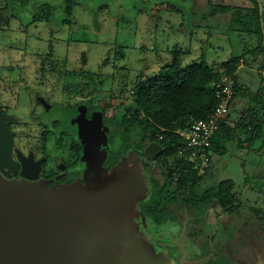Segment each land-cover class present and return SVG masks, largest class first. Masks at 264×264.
<instances>
[{
  "label": "rangeland",
  "instance_id": "1",
  "mask_svg": "<svg viewBox=\"0 0 264 264\" xmlns=\"http://www.w3.org/2000/svg\"><path fill=\"white\" fill-rule=\"evenodd\" d=\"M58 1H60L59 4L62 8H64L63 5L65 3H68L67 0ZM76 1V5H72L74 7L72 14L82 26L80 27L78 23L73 22L74 26L69 32L75 35H72L75 40L71 39L72 43L70 46L59 44L64 41V33L60 34L58 41L54 36L50 38V34L45 33L43 34V37H45L44 42L39 45L38 43L35 44L36 41L31 38H28V40H25L24 37L22 39H10L9 34L0 32V66H4V64L16 65L19 61L16 60L18 59L16 56L22 55L30 59L26 62L24 68L28 66L33 68L34 71L36 68H40L44 61L48 62V56L54 49L53 59L48 62L50 65L48 63L45 64L47 67L51 65L60 66L61 58L67 56L71 50L75 51L76 55H71L73 58L70 66L82 67L84 64L82 63V58H80L81 56L78 55L83 53V56L88 59V70L92 71L93 75L88 77L90 82L88 92L92 91L94 93L92 95L97 96L95 104L110 100L111 104L107 105L106 110L108 116L116 113L114 106L121 107L122 104L132 102L134 100L133 89L135 86L139 82L157 75L162 66L170 63L175 55L182 58L185 63L193 60L199 62L205 60V63L209 65L214 62L228 61L234 56L240 57L239 66L235 73L232 74L234 80L239 79L242 81L241 83H243L244 87L251 88L254 94L260 88H264V50L252 52L253 49L260 46L258 37H253L243 31L231 30L230 26L226 24L228 23L226 16L221 14L204 19L205 12L210 9L209 0ZM212 1L214 3L224 2L237 6L247 3L246 0ZM259 1L262 10H264V0ZM84 4L86 8H84ZM66 12L69 14L68 10ZM66 12L61 8H57L59 16L55 17V19L59 20L64 17ZM45 14H47V9ZM23 15L25 18H31V14L23 13ZM96 18L103 25L101 29H96L95 27ZM30 32L34 33L32 28ZM49 38H54L53 42L50 40V44ZM12 46L21 48L18 53L13 51L15 60L11 59ZM26 48L31 49H28L29 51L23 50ZM32 48H38L42 52V58L40 55H35V51L38 49ZM43 55L45 58H43ZM23 63L24 60L22 59V63L19 64L23 65ZM243 70L246 73V79L240 77ZM220 71H225V69L222 68ZM77 72L80 73L81 71L77 69ZM78 77L79 74L73 75V82L77 86L84 84L85 79ZM47 79L46 82H49L50 85L51 83L58 85V81L52 79V77H47ZM64 95V91L59 92L53 99L63 100ZM29 99L31 98L26 97L23 92L21 102L16 107H13V110L10 108V112L16 114L18 119H21L20 116L22 115L26 117L24 120L28 123V126L34 120L30 128L33 136L29 135L31 136L30 138H24L20 142L21 138L19 132H17L18 145L22 144L31 148L32 145H37V139L42 136L40 133L43 130V125L31 118L30 115H28L29 120H26V114L30 113L31 101ZM28 100L30 102L27 103L26 101ZM253 106L255 104L251 105L250 99L244 97L234 105V108L230 109V124L240 126H237V128L239 127V137H245L244 130L241 128L242 118L246 116V110ZM123 110L124 108L121 109V111ZM58 115V112L50 114V121H46L47 123L45 124L50 125L52 120L56 119ZM122 116L123 114L118 113L119 120ZM89 124L90 128H94L95 136L92 134L90 137L84 138V135H82V142L84 144L87 143L86 147H88L94 141L102 139L104 145L102 150L107 151L109 148L107 134L109 128L104 125L103 112H96L88 121V126ZM21 125L24 126L25 123ZM113 126L116 130V138H122L121 128L119 129L116 124ZM96 127H100V131L95 130ZM85 129L86 127L82 126L83 134L87 131ZM100 133H103L102 136ZM105 135H107V138ZM55 136L58 138L57 134ZM238 143V141L227 143L226 155H215L213 159L214 168H211L209 176H216V181L234 180L238 186L240 196L246 203L245 208L239 215H230L228 213H220L219 215L221 208L219 203L214 200L207 212L206 219L198 222V218L202 217L200 214H197L190 206H179V204L171 206L176 219H172L163 225L155 224L151 219L147 218L141 211L140 203L149 196L153 178L164 184L165 176L163 175L162 167L149 158L148 161L142 154L138 155V157L135 153L125 155L117 165L123 164L125 168L139 166L142 176L141 182L144 184L145 191L142 187L144 196L137 205L139 209L136 210L131 207L129 210V214L137 213V217H133V222L135 221V226L132 228L134 234H130L126 239H124L125 237H118V243H123L119 247L121 249L126 248L127 243L133 241L135 237L136 242L138 239V242L143 246L144 252L153 257V260L147 257V264H207V261L212 258L217 261L226 260V257L230 258V260L228 259L230 264H264V229L262 228L264 222L254 211V208H257L264 213V148L258 151H256L257 149L248 151V149L240 147ZM90 148L92 149V147ZM113 148H118V145ZM255 148H258V146ZM66 149L68 156L71 157L69 141ZM94 157L95 155L88 151V161L95 167L94 172L98 174L102 172L101 170L103 172L105 170L108 171L107 168L102 166L104 160L96 165ZM57 160H60L58 165L62 168V171L65 170L64 161H69L68 157L58 156ZM49 167L51 168L52 166L49 165ZM65 175L66 173L62 174L63 178H65ZM96 176L87 180L86 184H84L85 182L82 184L65 183L63 186H75L81 189L88 186L92 181L94 182ZM248 178L250 179V184H247ZM21 184L27 185L25 182ZM250 185L252 188L249 190ZM44 186L46 188L47 185ZM41 196L39 194L29 197L26 200L27 206L37 201H42L44 209L48 205L47 200H50V198L48 196L45 199ZM4 197L15 198L12 194L4 195ZM102 197L103 195H100L99 199ZM91 201L90 209L94 216H96L94 212L97 215L98 213L99 215L105 214L102 209H97L96 212L95 201ZM137 203L138 201L136 200L135 204ZM47 218L52 219L55 225V213L49 214ZM130 219L132 218L128 219V217H125L123 223L132 224L129 221ZM94 220L98 222L97 225L100 224L98 219ZM120 221L122 222L121 219ZM119 232L121 233V231ZM241 235H243L242 238L245 243L240 241L239 236ZM220 263L222 264L221 261ZM135 264L145 263L140 259Z\"/></svg>",
  "mask_w": 264,
  "mask_h": 264
},
{
  "label": "trees",
  "instance_id": "2",
  "mask_svg": "<svg viewBox=\"0 0 264 264\" xmlns=\"http://www.w3.org/2000/svg\"><path fill=\"white\" fill-rule=\"evenodd\" d=\"M208 2L211 5L205 12L204 19L219 14L226 16V24L231 30L258 37L260 46L252 52L264 50V10L259 0H246L247 3L240 6L224 2L214 3L212 0ZM74 3V0L69 1V9L73 8ZM95 27H102L98 19H95ZM239 63L240 57L236 56L210 65L205 60L185 63L175 55L170 63L162 66L157 75L135 86L132 102L121 105L126 108V115L119 122H114L121 128L123 136L118 138L117 141L121 144L111 153L108 166H115L129 151L144 155L145 147L151 142H158L163 146V153L156 157V162L162 167L165 182L161 184L153 178L149 196L140 203L142 213L155 224L163 225L176 219L172 205L192 207L202 216L197 222L206 219L214 200L219 203L221 211L230 215H239L245 208L246 203L234 180L216 181V176H209L211 168H214V158L211 160L213 166H204L201 160L203 167L194 168V162L187 155L180 154L179 151L184 145L183 138L177 132L190 128L197 120L207 118L217 107L220 99L213 84L221 76L220 69L224 68L225 73L232 75ZM240 77L246 79V73L243 71ZM241 82L239 79L234 82L231 108L244 97L250 99L251 105L255 104L246 110V116L242 118L241 128L245 137L238 136L240 126L237 125V128L230 124L228 114L213 139L214 155H226L227 143L232 141H238V145L248 151L264 148V88L254 94L251 88L244 87ZM247 180V184H250V179ZM251 188L250 185L249 190ZM254 211L264 222V213L257 208ZM262 228L264 229V225ZM239 237L244 242L243 235ZM226 258L227 261H216L212 258L207 264H221L220 261L222 264H230V258Z\"/></svg>",
  "mask_w": 264,
  "mask_h": 264
},
{
  "label": "flooded vegetation",
  "instance_id": "3",
  "mask_svg": "<svg viewBox=\"0 0 264 264\" xmlns=\"http://www.w3.org/2000/svg\"><path fill=\"white\" fill-rule=\"evenodd\" d=\"M67 1L68 3H65V5H63L64 8H62L58 0H0V32L9 34L10 39H22V37H24L25 40H28V38H31L36 41L35 44L38 43L39 45L44 42L45 37H43V34L45 33H49L50 38L54 36L57 41L60 34L64 33V41L59 44L62 46H65V44L70 46L73 34H71L69 30L74 26L73 22L78 23L80 27L82 24L74 18L72 14L74 7L69 9L70 6L68 5L70 0ZM74 2L75 6L77 1L74 0ZM83 6L86 8L85 4ZM57 8L63 9L64 12L68 10L69 14L66 12L64 17L59 20L55 19V17L59 16L57 14ZM46 9L47 14H45ZM23 13H28V15L31 14V18H25ZM31 28L34 33L30 32ZM50 38L49 44L50 40L53 42L54 39ZM28 49L31 48L23 50L29 51ZM20 50L21 48L11 47L12 60H15L13 51L18 53ZM53 53L54 49H52V53L48 56V62L53 59ZM72 54L76 55V52L71 50V52H68L67 56L62 57L60 66L51 65L47 67L45 64L48 62L44 61L40 68H36L34 71L33 68L28 66L24 68L26 62L30 59L22 55H19V57L16 56V58H18L16 60H19L16 65L4 64V66H0V109L12 118L10 128L15 133L12 158L15 162L20 163V168L15 172L11 171L6 166L0 171L15 184L31 182L40 184L41 186L47 185L46 188L48 189L63 186L65 183L82 184L85 182L84 184H86L87 180L93 179L95 175H97L94 172L95 167L88 161V151L95 155L94 163H96V165L102 163L104 160L102 166L109 171L121 160L120 159L115 166H108L111 153L116 151L120 144L119 141H117L118 138H115L116 130L113 125L116 123L114 121L119 122L118 113L123 114V116L126 115V108L121 111V109H123L122 106H114L116 113L112 114V116H108L106 110L111 104L110 100L105 101V99L102 98L105 102L95 104L97 96L92 95L94 94L92 91L88 92V86L90 85L88 77L93 76L92 71L88 70V59H84L83 53H80L78 56H81L80 58H82L84 66L72 67L70 66L71 59L73 58V56H71ZM35 55H40L41 57L42 52L38 49L35 51ZM43 58H45L44 55ZM22 59L24 63L20 65L19 63H22ZM5 62L8 63L7 60H5ZM77 69L81 72L78 73ZM83 73L84 75H82ZM75 74H79L78 78L82 77L85 79V83L77 86L75 82H73V75ZM47 77H52V79L57 80L58 85L55 83H51L50 85L49 82H46ZM47 80L50 81L51 79ZM62 91H64L65 94L63 100L53 99L54 96L56 97L59 92ZM23 92L26 97L31 98L29 99L31 101L30 113L26 114V120H29L28 115H30L31 118H34L43 125V130L40 133L42 136L40 139H37V145H32L31 148L23 146L22 144L18 145L17 132H19L21 138L20 142L24 138L33 136L30 128L34 120L32 119V123L28 126V123L24 120L26 117L22 115L20 116L21 119H18L16 114L10 112V108L13 110V107H16L17 104L21 102V95ZM88 97L90 98L88 99ZM29 100L26 102H30ZM98 111L103 112L104 125L109 128V132L107 133L109 148L107 151L102 150L104 148L102 139L94 141V143L88 147H86L87 143L84 144L82 142V135H84L85 138L86 132L88 131V121ZM56 112L59 113L57 118L52 120L50 125L45 124L47 123L46 121H50L49 115ZM24 123L25 125L22 126L21 124ZM82 126L86 127L85 130H87L84 134L82 132ZM56 134L58 138L55 136ZM111 138L113 141H111ZM68 141L69 146H71V157L68 156L69 154L66 149ZM115 145H118V148L114 149L113 147H115ZM90 147H92V149ZM131 152L132 151H129L128 154ZM143 153L145 159L148 160V157L145 155V149ZM58 156L68 157L69 161H64L65 170L63 171L58 165L60 162V160H57ZM153 161H156V159ZM49 165L52 167L50 168ZM24 166L29 168L27 175L22 172ZM65 173V178H63L62 174ZM220 213L222 214L225 212L221 211L218 214L220 215ZM218 221L219 223L221 222L220 219Z\"/></svg>",
  "mask_w": 264,
  "mask_h": 264
},
{
  "label": "water",
  "instance_id": "4",
  "mask_svg": "<svg viewBox=\"0 0 264 264\" xmlns=\"http://www.w3.org/2000/svg\"><path fill=\"white\" fill-rule=\"evenodd\" d=\"M11 121L0 109V170L6 166L15 172L20 163L12 158L15 133L10 128ZM100 127L95 130L100 131ZM93 130L89 124L85 137L95 136ZM163 150L160 143L151 142L145 155L155 160ZM28 169L24 166L23 174L27 175ZM101 171L94 182L81 189L75 186L48 189L31 182L15 184L0 171V264H135L140 259L147 264V257L153 260L135 237L124 249L119 247L123 243H118V237L126 239L134 234L133 217L137 213L129 214V210L139 209L137 205L144 196L140 167L125 168L120 164L110 171ZM7 194L15 198L4 197ZM39 194L45 199L49 196L48 205L43 209V202L37 201L27 206L26 200ZM91 200L95 201L96 212L102 209L105 214L94 212L96 218L91 213ZM54 213L55 225L47 218ZM125 217L132 218L129 220L132 224H124Z\"/></svg>",
  "mask_w": 264,
  "mask_h": 264
},
{
  "label": "built area",
  "instance_id": "5",
  "mask_svg": "<svg viewBox=\"0 0 264 264\" xmlns=\"http://www.w3.org/2000/svg\"><path fill=\"white\" fill-rule=\"evenodd\" d=\"M234 76L221 71L220 78L214 82L217 97L220 103L208 115L207 118L197 120L190 128L178 130L183 138L184 147L180 149L181 155H187L194 162V168L212 164L214 158L213 139L219 132L225 117L231 109V101L234 96Z\"/></svg>",
  "mask_w": 264,
  "mask_h": 264
},
{
  "label": "crops",
  "instance_id": "6",
  "mask_svg": "<svg viewBox=\"0 0 264 264\" xmlns=\"http://www.w3.org/2000/svg\"><path fill=\"white\" fill-rule=\"evenodd\" d=\"M244 71V70H243ZM238 103V102H237ZM214 157H215V155H214ZM212 166H213V163L211 164Z\"/></svg>",
  "mask_w": 264,
  "mask_h": 264
}]
</instances>
